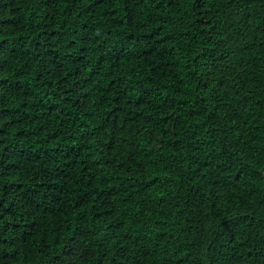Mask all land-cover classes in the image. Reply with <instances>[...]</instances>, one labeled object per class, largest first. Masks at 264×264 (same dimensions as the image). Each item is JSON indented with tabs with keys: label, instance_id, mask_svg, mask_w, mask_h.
Here are the masks:
<instances>
[{
	"label": "trees",
	"instance_id": "obj_1",
	"mask_svg": "<svg viewBox=\"0 0 264 264\" xmlns=\"http://www.w3.org/2000/svg\"><path fill=\"white\" fill-rule=\"evenodd\" d=\"M0 264H264V0H0Z\"/></svg>",
	"mask_w": 264,
	"mask_h": 264
}]
</instances>
